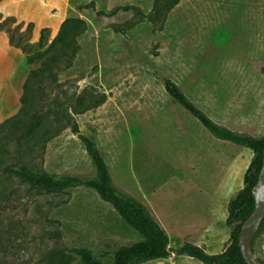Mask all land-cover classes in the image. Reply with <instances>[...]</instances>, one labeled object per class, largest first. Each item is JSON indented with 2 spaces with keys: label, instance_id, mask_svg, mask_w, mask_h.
Returning <instances> with one entry per match:
<instances>
[{
  "label": "rangeland",
  "instance_id": "374dc122",
  "mask_svg": "<svg viewBox=\"0 0 264 264\" xmlns=\"http://www.w3.org/2000/svg\"><path fill=\"white\" fill-rule=\"evenodd\" d=\"M0 14L22 28H48L49 40L69 15L86 22L70 67L42 90L33 85L28 107H67L80 133L95 140L113 185L144 203L165 230L168 257L141 264H203L176 253L184 242L221 252L228 203L253 153L211 135L163 81H174L214 122L264 136V0H0ZM36 66L23 54L20 95ZM78 96L88 104L82 113L73 111ZM52 128L24 160L56 176L92 178L79 137L64 123ZM140 239L91 188L32 190L0 177V264H74L80 248L109 258ZM252 247L264 262V222Z\"/></svg>",
  "mask_w": 264,
  "mask_h": 264
},
{
  "label": "trees",
  "instance_id": "16d2710c",
  "mask_svg": "<svg viewBox=\"0 0 264 264\" xmlns=\"http://www.w3.org/2000/svg\"><path fill=\"white\" fill-rule=\"evenodd\" d=\"M16 22L13 16L0 14V32L8 37L11 46L24 54L27 64H37L28 71L22 85L21 103L16 114L0 122V177L16 179L21 185L32 190L59 191L67 188L88 187L110 204L117 214L135 231L141 239L120 245L109 258L98 257L87 248L77 250L78 261L74 264H141L143 262L167 258L169 237L148 207L135 197L128 195L113 185L108 167L92 137L80 133L77 122L67 107L47 112H31L28 103L35 84L42 90L43 83L57 82L58 75L70 67V52L77 46V39L86 31V22L74 15L67 16L60 24L55 37L49 40L48 28H42L36 42L32 41L33 23ZM264 72V68H262ZM61 87V84H55ZM166 93L187 112L193 115L214 137L246 147L253 153L247 166L242 188L229 200L226 225L230 227L229 241L221 252L207 253L201 246L184 242L177 250L178 255H187L203 264H246L238 247V235L242 223L254 207L251 189L257 180L262 164L264 136L253 137L228 129L206 115L194 104L179 86L170 79H164ZM64 93V92H63ZM75 113L88 109L86 101L76 98ZM69 106V105H68ZM64 123L76 134L95 168L92 178L62 174L59 176L35 169L23 156H30L41 141L50 137L55 125ZM11 156L12 161L7 158ZM264 220L262 221V223ZM259 232L257 230L255 236ZM254 236V237H255ZM253 237V238H254ZM253 241V240H252ZM264 263V262H263Z\"/></svg>",
  "mask_w": 264,
  "mask_h": 264
},
{
  "label": "crops",
  "instance_id": "0c3cea01",
  "mask_svg": "<svg viewBox=\"0 0 264 264\" xmlns=\"http://www.w3.org/2000/svg\"><path fill=\"white\" fill-rule=\"evenodd\" d=\"M38 34L39 27L35 25L32 37ZM22 59L21 50L11 46L7 35L0 32V121L14 112L18 105L21 85L18 78L15 79V73Z\"/></svg>",
  "mask_w": 264,
  "mask_h": 264
},
{
  "label": "water",
  "instance_id": "95a60500",
  "mask_svg": "<svg viewBox=\"0 0 264 264\" xmlns=\"http://www.w3.org/2000/svg\"><path fill=\"white\" fill-rule=\"evenodd\" d=\"M254 207L241 225L238 247L246 264H264L253 252L252 240L264 220V148L257 180L251 189Z\"/></svg>",
  "mask_w": 264,
  "mask_h": 264
}]
</instances>
